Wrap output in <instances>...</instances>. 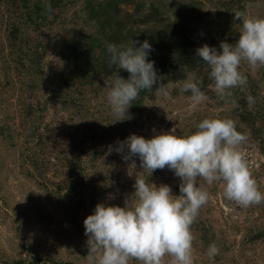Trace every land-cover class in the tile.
I'll use <instances>...</instances> for the list:
<instances>
[{"label": "rangeland", "instance_id": "1", "mask_svg": "<svg viewBox=\"0 0 264 264\" xmlns=\"http://www.w3.org/2000/svg\"><path fill=\"white\" fill-rule=\"evenodd\" d=\"M238 11L264 18V0H0V264H89L85 219L99 203L124 207L143 171L138 156L136 169L123 160L127 148L114 150L132 134L187 136L205 118L232 119L250 137L247 159L264 193V68L242 63L247 84L231 90L234 106L208 88L210 70L196 56L205 44L222 52L221 42L239 40ZM132 40L150 43L171 99L154 86L133 102L131 119L117 121L106 85L118 69L106 44ZM190 71L209 96L195 107L179 87ZM143 178L180 195L167 167ZM201 184L212 199L192 226L195 264H264V203L241 207L220 183Z\"/></svg>", "mask_w": 264, "mask_h": 264}, {"label": "clouds", "instance_id": "2", "mask_svg": "<svg viewBox=\"0 0 264 264\" xmlns=\"http://www.w3.org/2000/svg\"><path fill=\"white\" fill-rule=\"evenodd\" d=\"M234 21L241 25L240 38L235 44L221 42L218 51L207 44L196 49L209 71L208 88L226 103L232 100V89L247 84V76L240 70L247 63L252 71L264 68V18L252 17L245 12H236ZM127 45L107 43L110 64L117 71L106 85L107 100L117 121L132 117L127 115L133 102L143 91H153L157 96L171 99L170 83H163L157 75L154 61H149L153 50L145 40ZM127 71L128 79L120 76ZM181 93H191L193 107L209 99L202 91L196 72H188L179 82ZM250 105L255 103L249 95ZM117 153L129 168L136 169L133 157L138 156L142 172L135 176V192L124 200V207L99 203L94 214L84 221L86 244L89 249V264H195L192 226L197 222L200 210L212 199L211 194L198 178L208 186L214 182L223 186V197L241 207L264 203V193L259 189L247 159L246 145L250 137L237 130L232 119L205 118L197 131L187 136L171 133L145 139L135 134L125 141H118ZM113 151L109 146V152ZM168 168L180 178V195H174L170 186L146 181L143 173H152ZM115 199L114 195L109 196ZM215 244L209 246L207 255L214 259L219 254Z\"/></svg>", "mask_w": 264, "mask_h": 264}]
</instances>
